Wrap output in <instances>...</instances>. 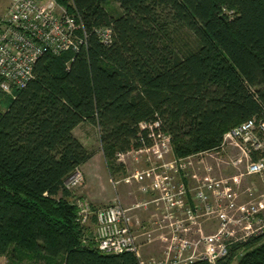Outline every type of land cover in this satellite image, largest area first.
Masks as SVG:
<instances>
[{"label": "trees", "instance_id": "obj_1", "mask_svg": "<svg viewBox=\"0 0 264 264\" xmlns=\"http://www.w3.org/2000/svg\"><path fill=\"white\" fill-rule=\"evenodd\" d=\"M57 1L83 25L87 44L44 54L25 88L0 89V256L139 264L130 252L100 253L78 222L65 183L94 153L75 129L98 127L110 171H121L119 153L150 146L152 133L170 135L180 158L219 147L227 132L264 115V0ZM107 27L111 45L96 33ZM263 238L218 264H264Z\"/></svg>", "mask_w": 264, "mask_h": 264}, {"label": "built area", "instance_id": "obj_2", "mask_svg": "<svg viewBox=\"0 0 264 264\" xmlns=\"http://www.w3.org/2000/svg\"><path fill=\"white\" fill-rule=\"evenodd\" d=\"M75 18L57 0H12L0 21V89L11 95L25 88L46 53L79 52L87 44V33ZM96 33L105 45L113 43L112 28ZM150 139V146L117 155L123 160L132 152L155 153L157 162L134 177L143 199L125 205L117 198L97 211L79 204L82 226L96 219L94 241L100 253L130 252L139 264H218L235 248L264 237V115L227 132L219 147L170 162L165 160L174 153L172 137L152 133ZM253 179L262 191L253 186L241 191ZM83 182L79 168L65 188L72 191ZM139 213L151 219L145 223ZM156 242L165 246L162 257L145 260L143 248Z\"/></svg>", "mask_w": 264, "mask_h": 264}, {"label": "rangeland", "instance_id": "obj_3", "mask_svg": "<svg viewBox=\"0 0 264 264\" xmlns=\"http://www.w3.org/2000/svg\"><path fill=\"white\" fill-rule=\"evenodd\" d=\"M10 4H11V0H0V21L4 20L7 17V14L9 12V8L11 7ZM108 10L111 12L115 11L114 13L121 12L119 9V6L116 5L115 3L109 4ZM226 13H228L230 17L235 16V12H233L232 10H227ZM97 128L98 127H95L89 123H86V124L82 125L76 132V135L79 138V140H81V142L89 149L90 152L94 153V157L90 160V163L88 164V166H85L84 168L83 167L80 168L83 175H84V182L81 186L72 190V198L70 200L75 203L74 205H76L77 208L79 207L80 202H85L87 205H89V207H91V209L93 211H97L100 208L111 205V204H108V205L97 204V203L91 201L88 198V196L85 195L84 192H82L83 188L85 187V184L87 182V179H89L90 186H91V184L98 185L100 183V181L103 179L105 181L107 180L109 182L110 193L112 195H115V188H118V187L121 188L122 187V189H123V188H127V187L130 188L131 187V190L133 191L134 195L132 196V194H130V196H132V198L126 199L127 203L129 205H131L132 203H134L138 200L143 199L144 197L138 192V190H136L139 187V184H138L139 180H136L134 177L137 174V172L146 171L150 168V164L157 162L158 159H156L155 153H153V152H150V153L132 152L134 154L131 153V155H129L128 157H126L123 160H120L118 157H116V166L122 167V169H121V171H120V169L110 171L107 160L105 158V154H103L104 152L102 150L101 143L99 142L100 141V132H99V129H97ZM172 149L174 150L173 145H172ZM129 151H133V150H128L127 152H129ZM173 152L174 153H172L171 156L166 158L165 162H170L176 158H180V157L176 156L175 151H173ZM190 156H192V155H190ZM187 157H189V156H187ZM244 170H245V167L243 166L241 168L240 172H244ZM88 173H89V177L86 179V176ZM234 174H236V171H234ZM239 174H241V173H239ZM230 175H232L231 172H230ZM100 176H102V177L100 178ZM127 179H132V182H130V183L126 182ZM118 182H120V184ZM252 183H255V184H252ZM251 186L256 187L262 191L263 186H262V184L257 182L256 179L246 180L242 184L241 191H243V190L247 189V187H251ZM97 190H98V188L95 189L93 192H94L95 196L99 198V191H97ZM263 192H264V189H263ZM139 214H140L139 215L140 219L142 221H144L145 223L151 219L150 215L148 213H139ZM85 227H88L87 228V229H89L88 233L92 234L95 237L96 220L94 223H93V221H91V223ZM207 229H208V230H206L207 233H210L211 228L207 227ZM143 242H144V240H142V243ZM261 242H264V238L261 240ZM257 245L258 244L249 246V248L246 251H249V250L257 247ZM163 249H165V246H164V244H162L160 242H156L153 245L145 246L142 250L143 255H144L143 258L145 260L151 259L152 257H156V256H159V258H161L163 251H164ZM243 252H244V250H243ZM238 261H239L238 258L235 259L233 264H237ZM0 264H45V263L41 262V261L39 262V261H35L32 259H27V258H24V259L21 258L20 259L18 257V255H16V256H11V257H8V256L7 257H1L0 256Z\"/></svg>", "mask_w": 264, "mask_h": 264}, {"label": "crops", "instance_id": "obj_4", "mask_svg": "<svg viewBox=\"0 0 264 264\" xmlns=\"http://www.w3.org/2000/svg\"><path fill=\"white\" fill-rule=\"evenodd\" d=\"M11 3H12V0H11ZM11 5V4H10ZM10 7V6H9ZM86 124V123H84ZM82 124V125H84ZM81 125V126H82ZM79 126L77 129H75V135H76V132L77 130L81 127ZM77 137V135H76ZM78 138V137H77ZM79 139V138H78ZM81 141V140H80ZM85 146V145H84ZM86 147V146H85ZM87 148V147H86ZM88 149V148H87ZM89 150V149H88ZM90 162H88L85 166H88ZM83 166V168L85 167ZM89 177V173L87 174L86 176V179ZM102 176H100L101 178ZM99 178V179H100ZM94 188V189H93ZM97 191H99V198L95 196L94 194V190L97 189ZM129 187L127 188H123L122 187H118V188H115V195H112L110 193V185H109V182L106 180H101L100 183L98 185H93L91 184L90 186V183H89V179H87V182L85 184V187L83 188V191L85 193V195L88 196V198L97 203V204H104V205H108V204H113V202H115V200L117 198H119L121 200V203L125 204V205H129L127 203V200L126 199H129V198H132V196L134 195L133 194V191L131 190V187L128 189ZM128 193V194H127ZM130 194H133L132 196H130ZM134 200V199H133ZM151 249V248H150ZM151 252V251H150ZM149 252V253H150ZM152 253V252H151ZM159 258V256H156Z\"/></svg>", "mask_w": 264, "mask_h": 264}]
</instances>
